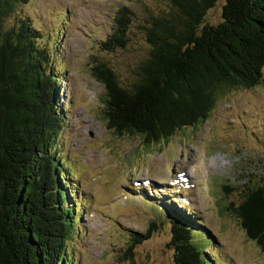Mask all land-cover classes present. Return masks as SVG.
<instances>
[{"label":"trees","instance_id":"obj_1","mask_svg":"<svg viewBox=\"0 0 264 264\" xmlns=\"http://www.w3.org/2000/svg\"><path fill=\"white\" fill-rule=\"evenodd\" d=\"M163 1L165 7L139 26L147 54L131 81L102 62L91 68L103 87L106 128L118 137H142L147 146L202 124L220 93L255 88L264 71V0H224L216 25L204 22L219 0ZM26 3L0 0V264H72L67 247L80 233L83 205L58 142L66 113L56 60L62 20L45 37L28 17L8 24L17 4ZM134 21L132 11L121 7L101 51L126 49ZM244 186L232 212L245 237L264 252V180ZM147 204L154 217L144 233L132 234L130 259L136 246L167 224L175 264H218L220 256L206 252L212 240L192 211Z\"/></svg>","mask_w":264,"mask_h":264},{"label":"rangeland","instance_id":"obj_2","mask_svg":"<svg viewBox=\"0 0 264 264\" xmlns=\"http://www.w3.org/2000/svg\"><path fill=\"white\" fill-rule=\"evenodd\" d=\"M224 0L209 10L204 24L221 21ZM134 14L124 50L104 52L100 44L111 33L121 7ZM165 7L163 0H27L7 20L28 17L44 37L60 28L57 62L60 105L66 111L59 135L63 156L77 179L82 207L80 233L71 237L72 264H175L169 225L159 226L147 241L127 247L133 233L150 228L147 203L181 206L206 228L218 264H264V252L244 235L232 212L245 186L264 180V71L252 89L219 94L209 117L168 142L146 145L139 136L118 137L101 118L103 87L92 77L98 62L131 81L147 44L140 25Z\"/></svg>","mask_w":264,"mask_h":264}]
</instances>
